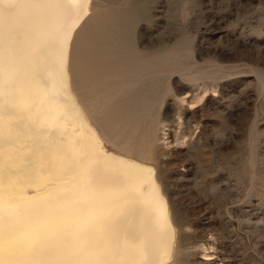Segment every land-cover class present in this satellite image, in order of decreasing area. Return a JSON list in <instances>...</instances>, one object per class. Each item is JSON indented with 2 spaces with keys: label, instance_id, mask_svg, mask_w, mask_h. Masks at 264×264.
Segmentation results:
<instances>
[{
  "label": "rangeland",
  "instance_id": "obj_1",
  "mask_svg": "<svg viewBox=\"0 0 264 264\" xmlns=\"http://www.w3.org/2000/svg\"><path fill=\"white\" fill-rule=\"evenodd\" d=\"M96 3L72 84L108 140L156 118L184 264H264V0Z\"/></svg>",
  "mask_w": 264,
  "mask_h": 264
},
{
  "label": "bare ground",
  "instance_id": "obj_2",
  "mask_svg": "<svg viewBox=\"0 0 264 264\" xmlns=\"http://www.w3.org/2000/svg\"><path fill=\"white\" fill-rule=\"evenodd\" d=\"M96 4L0 0V264L185 262L187 235L156 166V118L108 140L72 84V51L93 35ZM109 19L120 26L123 15Z\"/></svg>",
  "mask_w": 264,
  "mask_h": 264
}]
</instances>
